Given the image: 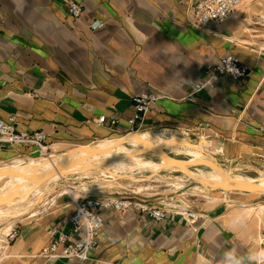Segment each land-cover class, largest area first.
<instances>
[{
  "label": "crops",
  "instance_id": "crops-1",
  "mask_svg": "<svg viewBox=\"0 0 264 264\" xmlns=\"http://www.w3.org/2000/svg\"><path fill=\"white\" fill-rule=\"evenodd\" d=\"M68 1L0 0V119L15 115L19 129L49 133L51 150L60 151L58 144L121 137L92 119L117 115L126 128L133 93L153 86L169 90L174 99L163 100V111L147 117L148 130L192 142L208 134L222 164H248L252 170L244 172L251 174L264 170V139L258 131L264 123V54L226 38L223 34L234 36L225 28L228 20L210 33L188 26V7L197 0H72L84 5L81 18L69 15ZM228 53L251 70L243 84L224 76L190 98L205 65ZM33 151L7 148L0 161ZM150 180L141 190L127 183L111 187L132 205L103 211L100 243L82 264H227L228 253L239 264H260L254 258L257 246L221 219L230 205L247 204L257 193L214 189L203 195L194 191L195 181L175 188ZM74 184L81 188V181ZM58 204L53 225L74 209L69 198ZM139 204L168 214L155 220L135 207ZM65 230L71 231L69 224ZM45 232L24 226L0 264H79L43 257Z\"/></svg>",
  "mask_w": 264,
  "mask_h": 264
},
{
  "label": "bare ground",
  "instance_id": "bare-ground-1",
  "mask_svg": "<svg viewBox=\"0 0 264 264\" xmlns=\"http://www.w3.org/2000/svg\"><path fill=\"white\" fill-rule=\"evenodd\" d=\"M241 6L242 15L247 16L252 8L260 9V2L244 0L230 17L240 11ZM244 21L248 23L247 19ZM211 142L207 134L198 143H193L176 133L146 130L123 137L100 138L83 144L85 149L79 146L65 148L66 145L58 144L55 148L61 150L54 152L52 149L48 156H20L11 161L0 162V225H4L0 228V255L10 256L8 249L10 235L13 233L11 230L20 220H24L26 215L33 216L40 212L42 209L39 207L45 205L58 187H62L58 195L68 193L73 202L83 198L91 190L87 178L104 186L135 181L139 184V190L143 188L142 182L150 179L179 187L192 178L202 183V186L194 188L200 187L208 195L218 183L249 181L264 186V171L251 177L241 172L240 167L217 163L210 155L205 154L204 149ZM171 153L186 154L190 159L178 158ZM162 171H168L169 174H162ZM149 172L153 173L152 176ZM71 179L81 180L79 190L70 188ZM251 192L264 194V189H252ZM227 217L235 225L252 223L255 229L250 242L257 246V256L264 252V235L261 229L264 227V202L238 206Z\"/></svg>",
  "mask_w": 264,
  "mask_h": 264
},
{
  "label": "built area",
  "instance_id": "built-area-1",
  "mask_svg": "<svg viewBox=\"0 0 264 264\" xmlns=\"http://www.w3.org/2000/svg\"><path fill=\"white\" fill-rule=\"evenodd\" d=\"M244 0H197L191 2L188 7L187 25L201 32H211L215 26L223 25L236 8ZM69 15L74 18H81L85 13L84 5L77 1L66 3ZM215 9L214 17L209 18L207 13ZM223 67L224 71L221 70ZM251 72L250 68L244 67L240 58L234 53H228L217 60L209 61L205 65V70L200 80L193 87L190 98L203 89L214 88L224 76H230L237 84H243V79ZM189 97V96H188ZM184 98H187L185 96ZM183 98V99H184ZM174 99L169 90L158 89L153 86L134 92L131 100L133 111L128 117L126 128L120 126V117L115 115L107 117L100 115L92 119V122L102 127H107L113 132L120 133L121 137L129 133H139L151 129L146 124V119L153 112H162V101ZM19 122L15 115H11L8 120L0 119V152L15 146L32 147L40 155L48 156L51 153V144L48 143L50 134L45 131H27L19 129ZM201 127H203L201 125ZM259 133L264 139V123L258 128ZM35 153V152H34ZM37 153V152H36ZM241 171H250L252 167L248 164H238ZM132 201L129 198L110 195H88L74 201V209L64 219L49 230L48 239L42 247L40 254L48 259L68 258L74 259L79 264L86 263L92 259V253L98 247L102 231L105 227L104 210H127L131 207ZM143 212H148L155 220L164 219L168 211L159 207H148L145 204L135 205ZM87 217L97 225L91 233L90 241L84 238V231L79 218ZM19 223L11 230L17 236ZM69 224L71 231L65 230Z\"/></svg>",
  "mask_w": 264,
  "mask_h": 264
},
{
  "label": "rangeland",
  "instance_id": "rangeland-1",
  "mask_svg": "<svg viewBox=\"0 0 264 264\" xmlns=\"http://www.w3.org/2000/svg\"><path fill=\"white\" fill-rule=\"evenodd\" d=\"M259 2H260V6H259L260 9L252 8L247 16L242 15V12H241V9L243 6L242 5L240 7V11H238L235 15L231 16L228 19V21L229 22L231 21V22L229 23L226 21L227 23H225L226 30H228L234 36H227L226 34H223V35L226 38L230 37V39L237 40L238 42L242 43L243 45L250 47L251 49H254V50L264 54V0H259ZM65 7H66V4H65ZM66 9H67V7H66ZM245 19L248 20V23H246L244 21ZM209 139L213 141V139L210 136H209ZM193 143H198V142L194 141ZM212 143L213 142L209 143L207 145V147H205L204 152L207 155H211V157L213 159L217 160L215 162L220 163V161L215 156V154L217 152L213 153V151H212L213 149H215V148L211 147ZM64 147L66 148L68 146L66 145ZM33 152H35V155H33V156L31 155L32 157H35V158L36 157H38V158L42 157V156H40L38 151L34 150ZM30 154H32V153H30ZM30 154H28V155H30ZM171 155H173V156L175 155L176 157L182 158L185 160L190 159L189 155H186V154L183 155L182 153H171ZM16 158H18V157H15L13 159L6 160V161H11V160H14ZM6 161H0V162H6ZM232 166L233 167H239V166H235L234 164ZM261 171H264V170H261ZM241 172H243V173H245L251 177L258 176V174H251V173H247L244 171H241ZM163 173L169 174L168 171L163 172ZM259 173H260V171H259ZM178 174H180V173H178ZM84 179H86V178H84ZM76 180H79V179H76ZM86 180L89 181V184L94 183V182L90 181L89 178H87ZM188 180H190V181L185 182L184 185L190 183L191 181H195L196 183H199V184H196V186L197 185L202 186V183H200L199 181H196L192 178L188 179ZM70 181H71L70 183L72 185V186H70V188L79 190V188H77L76 184H74L75 180L71 179ZM79 181H81V180H79ZM144 182L145 181L142 182L143 187L151 185V184L144 185ZM125 183L134 185L135 189L139 190L138 189V185H139L138 182L134 181V182H125ZM122 184H124V183H122ZM116 185H121V184H112V185L104 186V185L94 183V185L91 187V190L88 191V193H86L85 196H88V195H110V194H112L111 191L113 189L111 187L116 186ZM184 185H182V186H184ZM179 187H181V186H179ZM58 188L56 189V191H54L50 195V198L48 200L49 202L47 201L46 202L47 204L45 203L44 206L39 207V209H42L40 212H38L36 215H33V216L26 215L27 218L25 220H22V221L20 220V222H18L19 223L18 224L19 225V231H18L17 236H19L21 234L24 226H29V227H33V228L45 229L46 230V232H45L46 239H48L49 230L53 227V224H51L52 219H53L57 209H60L58 202H61L64 198H69V200H72L71 205L74 207V202H73V199L70 196V194L64 193L62 195H58V193L59 194L61 193L62 187H58ZM175 188H177V187H175ZM194 189H195L194 190L195 192L196 191L203 192L202 188H200V187H197ZM203 195H205L204 192H203ZM206 195H208V194H206ZM80 198H82V197H80ZM248 199L249 200H248L247 204H243V203L242 204L243 205H252V204H255L258 202H264V194L252 195V196H249ZM238 206H241V205H235V206L230 205V209L226 213L223 214L221 219L226 223V225H228L234 229H237L239 237H242L246 241L250 242L251 235L253 233V230L255 229L254 226L252 227V223H239V224L235 225V224H232L228 221V217H227L228 213L234 211L236 209V207H238ZM1 223L2 222H0V224ZM3 226L4 225H0V228H2ZM261 229L263 230L262 232L264 235V227H262ZM17 236L14 238H11V236H10V247H9V249L11 248V245L13 244V242H14L15 238H17ZM262 246L264 247V240L262 242ZM9 249H8V253H10ZM255 256L258 257L257 254ZM2 258H9V257H2L0 255V259H2ZM260 261H261L260 264H264V260H260Z\"/></svg>",
  "mask_w": 264,
  "mask_h": 264
},
{
  "label": "clouds",
  "instance_id": "clouds-1",
  "mask_svg": "<svg viewBox=\"0 0 264 264\" xmlns=\"http://www.w3.org/2000/svg\"><path fill=\"white\" fill-rule=\"evenodd\" d=\"M217 2H219V0H217ZM214 13H215V9L212 12L207 13V16L209 18H212L214 17ZM221 70L224 71L226 69L221 67ZM79 219L81 222L82 229L84 231V238L86 241H90L91 233L93 232L94 228L97 227V225L91 222L87 217H83ZM254 258L264 260V252H261L258 257H254ZM227 264H239V261L231 253H228L227 254Z\"/></svg>",
  "mask_w": 264,
  "mask_h": 264
},
{
  "label": "water",
  "instance_id": "water-1",
  "mask_svg": "<svg viewBox=\"0 0 264 264\" xmlns=\"http://www.w3.org/2000/svg\"><path fill=\"white\" fill-rule=\"evenodd\" d=\"M81 149H85V145L79 146ZM227 188L230 191H251L252 189H264V186L249 181H235L234 184L218 183L215 189Z\"/></svg>",
  "mask_w": 264,
  "mask_h": 264
},
{
  "label": "snow or ice",
  "instance_id": "snow-or-ice-1",
  "mask_svg": "<svg viewBox=\"0 0 264 264\" xmlns=\"http://www.w3.org/2000/svg\"><path fill=\"white\" fill-rule=\"evenodd\" d=\"M137 139L139 140V137H137ZM140 143H144V141H140Z\"/></svg>",
  "mask_w": 264,
  "mask_h": 264
}]
</instances>
